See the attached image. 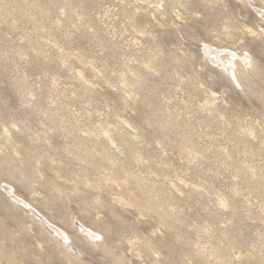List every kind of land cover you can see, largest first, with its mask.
I'll return each instance as SVG.
<instances>
[{
  "label": "rangeland",
  "instance_id": "rangeland-1",
  "mask_svg": "<svg viewBox=\"0 0 264 264\" xmlns=\"http://www.w3.org/2000/svg\"><path fill=\"white\" fill-rule=\"evenodd\" d=\"M0 264H264V0H0Z\"/></svg>",
  "mask_w": 264,
  "mask_h": 264
},
{
  "label": "bare ground",
  "instance_id": "bare-ground-1",
  "mask_svg": "<svg viewBox=\"0 0 264 264\" xmlns=\"http://www.w3.org/2000/svg\"><path fill=\"white\" fill-rule=\"evenodd\" d=\"M211 52V51H210ZM209 53V52H208ZM211 54V53H210ZM229 66V65H228ZM53 232H55L56 234H57V236L60 238V239H62L63 240V242L64 243H66L67 241H66V239H65V237L64 236H62L59 232H57L55 229H52V228H50ZM66 245H68L69 246V244H66Z\"/></svg>",
  "mask_w": 264,
  "mask_h": 264
},
{
  "label": "water",
  "instance_id": "water-1",
  "mask_svg": "<svg viewBox=\"0 0 264 264\" xmlns=\"http://www.w3.org/2000/svg\"><path fill=\"white\" fill-rule=\"evenodd\" d=\"M20 206H22L21 204H20ZM23 207V206H22Z\"/></svg>",
  "mask_w": 264,
  "mask_h": 264
}]
</instances>
